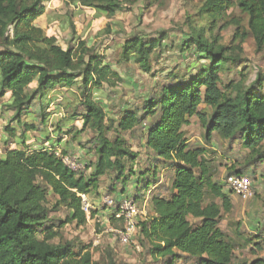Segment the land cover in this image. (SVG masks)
<instances>
[{
	"label": "trees",
	"instance_id": "1",
	"mask_svg": "<svg viewBox=\"0 0 264 264\" xmlns=\"http://www.w3.org/2000/svg\"><path fill=\"white\" fill-rule=\"evenodd\" d=\"M47 1L0 0V98L11 93L6 107L14 113L4 130L15 137V123L23 129L20 138L25 139L26 131L37 129L35 124L22 120L24 114L31 113L34 103L40 105L44 125L58 109H51L54 99L50 93L76 87L77 104H59L68 113L71 108L70 119L82 120L78 133L87 129L94 132L96 160L89 164V174L78 175L48 146L31 154L23 146L0 154V264H100L90 244L54 240L67 223L76 222L79 227L87 223L81 194L97 191L101 177L110 176L114 190L118 183L128 185L135 173L130 163L134 164L138 156L120 131L133 132L145 122L146 147L154 153V173L144 172L146 179L140 190H148L156 181L159 164L174 171L170 194L154 195L153 214L138 221L150 253L158 258L169 257L170 264L180 258L193 264H264V257L235 261V243L219 224L223 212L230 213L234 208V192L216 180L207 148L189 142L184 130L197 116L205 128L208 145L214 144L213 137L218 134L231 149L237 143L248 150L246 166L229 174H244L243 170L252 164L264 162L263 75H256L249 84L245 78L224 84L221 77L230 64L245 62L244 44L250 35L257 52H264V0H200L197 16L206 20V25L197 26L190 19L180 49H195L197 59L207 63L202 62L196 74H172L170 82L161 84L141 107L126 110L119 122L108 117L94 98V92L105 85L116 87L123 82L106 60L105 49L100 46L103 40H95L109 38L112 19L131 0H69L68 4L75 7L96 10V17L103 15L108 22L93 43L79 37L67 48L36 25L46 11ZM235 7L246 15V24L229 13ZM229 26L235 32L231 42L223 44L214 32ZM70 27L75 35L74 22ZM163 38V34L159 38L142 33L128 36L117 62L134 61L150 72L153 55ZM241 72L248 75L243 69ZM202 104L215 105V109L205 113ZM114 129L118 134L111 139L108 134ZM63 130L58 124L59 135ZM238 161L240 164L242 160ZM49 194L56 196L52 206ZM61 207L70 211L68 218H51L50 214ZM96 214L93 210L92 217ZM110 221L122 227V220L113 215ZM108 255L107 264H116L111 251Z\"/></svg>",
	"mask_w": 264,
	"mask_h": 264
},
{
	"label": "rangeland",
	"instance_id": "2",
	"mask_svg": "<svg viewBox=\"0 0 264 264\" xmlns=\"http://www.w3.org/2000/svg\"><path fill=\"white\" fill-rule=\"evenodd\" d=\"M199 7L200 0H131V2L127 3L126 9L113 18L112 32L109 33L110 39L108 38L107 40H105L107 38L105 36L100 37V39H97L96 41L103 40L100 43V46L105 49L106 60L108 63L110 62L115 66H117V60L119 59V56L121 54L120 47L128 36L142 33L146 34V36L150 38H159L162 36V34L165 37L162 40L161 47L158 48L156 50V53L153 55L150 72H145L144 70H142L134 61L118 64L121 68L120 70L124 72H122L123 82H121L117 86L121 88L118 89L117 92H122L121 96L119 97L120 99L125 98L127 96V93H133L135 91V86L145 87V90L148 91L147 95H149L148 98H145V100L150 99V97H152L153 94L158 91L161 84L170 82L172 80V74H178L182 77H184L185 74H196L202 62H205L203 64L207 63L205 59H197L195 49H188L186 51H182V49H180V43L183 40V31H189L188 25L190 19L191 22L197 26L206 25V20H201V18L197 16ZM70 11L72 10L68 8L67 15H63V20L65 21V23L67 21H70ZM229 13L233 17H241L242 19H244V24H246V15L243 14L238 7L230 9ZM87 21L88 17H81L80 24H85ZM98 28V26L94 28L92 27L91 33L93 37L99 33L100 30L96 32ZM68 32H70V29L68 31L63 30V32L58 31V33H60V37H63V35ZM234 32L235 28L233 26H229L222 30H218L216 28L214 34H218L221 43L229 44L233 38ZM244 57V63L239 62L236 64H230L229 69L225 71V73L221 74L224 84L229 83L230 80H240L243 78H245L247 80V84H249L255 79L256 75L258 74H262L264 77V52H257L255 41L252 35L248 37L244 44ZM242 69L248 75L243 76L241 72ZM125 78L128 79L125 80ZM124 85H126V88ZM224 90L227 91L226 88H224ZM115 94L117 95V93L115 92L110 93V95ZM72 95L76 96L77 98V93L73 92ZM139 98L140 99L138 100H140V103L137 104L136 107H138L139 105L142 106V103H144L142 97L139 96ZM76 100L77 99L74 100V104H77ZM122 100L125 101V99ZM8 102V97L0 98V134L5 132L4 128L10 124V119L14 114L13 111L8 110L6 107V104ZM213 108L214 107L212 106H207V112L204 110L205 108L201 106V110L205 113H212L214 111ZM105 109L107 110L108 114H113L112 116H107L113 119H118L116 120L118 122L126 112V110H121L118 107L116 109L109 103H107ZM68 110L69 113H66L67 116L71 115V108H69ZM112 110H114L115 113H112ZM22 120L23 122L29 124H35L37 129L28 130L30 131V135L34 136V138L37 137L38 131L42 129L44 130L46 127L49 128V126L52 127L53 131L56 132L57 126L58 124H60L62 130L64 128H68V130L69 128L73 129V135L70 137L72 141L77 142V144L90 151L93 150L92 138L94 136V132L92 130L87 129L85 132L81 133L80 136H78L79 134L77 133V127L82 126V122L77 124V121H75V123H72V125L63 126L61 119H59L58 121L56 120L54 121V123L42 128L40 105L38 104V101H36L32 106L30 114L26 113L23 115ZM50 120L51 119H49V122H51ZM12 126H15V123H13ZM145 129L146 122L144 123V125L136 128L134 130V133L129 131H120L121 136L127 141V144L131 151L138 156L134 164L130 163L129 168L134 169L135 173L133 174V177H131L126 190L122 193L124 196H127L129 191H134L138 186L143 185V181H145L146 179L144 175L145 171L150 172L152 175L154 173V153L146 147V140L144 139L145 141H143V138L146 136ZM21 130L23 129H21L20 127L19 131ZM184 130L186 131L188 138H191L192 140L189 142H192V144L196 143L197 146H205L207 148V158L209 159L213 169H215V178L217 181L224 183L225 178L227 177V175H229L231 170L246 166L244 164H246V161L248 160V157L246 156L247 151L241 145L236 144L237 146L235 147V149H231L228 144L226 145L227 141H223L222 137L218 134H215L213 137L214 144H207L205 140V128L201 125L200 120L197 116L191 118L190 124L184 126ZM117 134L118 131L114 129L111 130L108 135L111 139H114ZM39 145H41L40 141ZM131 147H133V150ZM212 147H214L215 149H213ZM3 152V140H0L1 155H3ZM150 160L152 165L149 162ZM238 160H242L240 161V164ZM250 168L251 167H248L243 171L245 175L249 176L253 180L252 177L254 176V173L253 169ZM263 169L264 167L262 168V170ZM86 173L89 174L90 171L88 170ZM173 175V170L169 168L165 170V167L159 164L156 178L163 177V181L153 190L151 195L168 196L171 190L170 186ZM109 177H105L106 179L103 180L101 184L102 186L100 185V191L97 189V191H93L90 195H88L89 201L94 207L93 210H95L97 213L95 217L87 219V223L80 227L77 226L76 222L67 223L62 229H59V236L54 240V242L57 243L59 241H68L73 242L76 245L90 244L92 247L91 249L94 252V259L100 264H107V261L109 259V251L112 252L113 259L116 264H170V262H168L169 257L158 258L150 253V244L141 234L140 228L134 235H132L131 241L126 244L120 242L116 235H114L112 229H121V227H116L111 223L110 213L105 214L102 212L105 211L106 208L101 203V200H103L104 197H114L115 195H117L121 190V185L117 184V188L115 191H109L108 187L110 186L111 182H114L110 180ZM149 187H152V182L150 183ZM233 196L235 200L240 201V198L235 193ZM258 196L262 197L261 194H259ZM252 198H255V193ZM49 201L50 206H52L56 201V196L49 194ZM246 203L247 205L248 203L250 204V200ZM241 205L242 202L237 203L236 209L232 213V216L234 218H239V216H241ZM145 211H147L146 214L148 215L151 213L150 208L146 207ZM69 215L70 211L65 207H61L60 209L53 211L50 214V217L65 221ZM228 217H231V215ZM143 219L144 216L141 218V220ZM242 228L243 227L241 225L240 229L242 230ZM253 240L254 239H252V241ZM233 242L235 243V248L237 249L239 243L237 242L236 244L235 240ZM238 254L239 250H237V253L235 252V261L242 260L241 258H239L240 255ZM172 264L193 263L190 260L180 258Z\"/></svg>",
	"mask_w": 264,
	"mask_h": 264
},
{
	"label": "crops",
	"instance_id": "3",
	"mask_svg": "<svg viewBox=\"0 0 264 264\" xmlns=\"http://www.w3.org/2000/svg\"><path fill=\"white\" fill-rule=\"evenodd\" d=\"M68 1L69 0H48L46 3V11L42 16H40L36 20V25L41 27L48 36L56 37L57 44H59L63 48H67L70 44L76 43L79 37H81L83 40H88L93 43V41L95 40V36L94 37L92 36V33H91L92 27L94 28L98 26L99 28L96 30L97 32L98 30H101L106 25V23L108 22V19L104 17L103 15L96 17L97 12L94 9L75 7L74 5L68 4ZM68 8L72 10L69 13L70 21L69 22L67 21L65 23V21L63 20V15H67ZM81 17H88V21L85 24H80ZM71 21L74 22L75 27H76L77 33L75 35L71 31V27H70ZM68 24H69V28H68ZM69 29H70V32L65 33L63 37H60V33H58V31L63 32V30L68 31ZM109 64L122 78L124 72L120 70L121 68L118 65L119 63L117 64L118 67L111 64L110 62ZM126 79L128 78H125V80ZM126 84H127V81H126ZM124 86L126 88V85ZM118 89H121V88L117 86L111 87V86L105 85L103 89L96 90L94 92V98L104 109L107 103H109L116 109L118 107L121 110H128V109L136 108L137 104L140 103L139 102L140 100H138L140 99L139 96H141L144 101H145V98L146 97L148 98L149 96L147 95L148 91L145 90V87L135 86L134 87L135 91L133 93H127V96L125 98L120 99L119 97L121 96L122 92H117ZM73 92L77 93V96H79V93L76 87L58 88V89L53 90L50 93L49 97L54 99V102L50 105V107L51 109H55V107L58 109L50 116L49 119H51L50 120L51 122L47 121L44 125H42V128H44V126L54 123V121L56 120L58 121L59 119H63V123H62L63 126H66V125L68 126V125H72V123H75L74 120L69 118V115L67 116L66 114L67 111L64 108V106L60 105L62 103L63 105H66L67 102H71L77 99L76 96L72 95ZM111 92L112 93L115 92L117 93V95L116 94L110 95ZM6 97L10 99L11 93L10 92L7 93L5 95V98ZM122 99H125V101H123ZM201 106H203L205 108L204 110L208 112V110L206 109L207 107L206 104H202ZM138 107H141V105H139ZM212 107H214L213 109H215V105H213ZM105 111L108 116L113 115V114H108L106 109ZM112 113H115L114 110H112ZM114 120H118V119H114ZM76 121H77V124L82 122L81 119H77ZM14 127L17 128V131H18L15 137H10L5 132L0 134L1 135L0 140H3V146H4V152L2 153L3 155H5L6 152L9 150H12L15 148H21L22 146L25 149L32 147V146H38L40 148H43V146H48L49 148H61L65 154L75 155L79 157L81 161L88 164V170L89 171L92 170V167H90L89 164L94 163L96 160L95 150L93 149L92 151H90L82 147L81 145L77 144V142L72 141L70 137L73 135V132H72L73 129L69 128L68 130V128L66 129L64 128L63 133L59 135V132L53 131L52 127L49 126V128L46 127L44 130L42 129L38 131L36 138L30 135V131H26V133H24L25 139H22L20 138V135H21V131H19L20 127L17 124H15ZM81 127L82 126L77 127V133ZM132 133H134V131ZM78 134H79L78 136L81 135V133H78ZM144 139L146 140V136L143 138V141H145ZM224 140L225 139H223V141ZM39 141L41 145H39ZM189 141H192L191 138L189 139ZM227 144H229L228 141L226 142V145ZM236 144L237 143H233L234 149L237 146ZM13 145L15 148L13 147ZM131 148L133 150V147ZM212 148L215 149L214 147ZM246 151L248 153V150ZM149 162L152 165L151 160ZM250 167H251L250 169H253V173H254V176L252 178H253V189L255 193V198L249 199L250 204L248 203L247 205L246 203L247 201L245 202L241 199L240 201L235 200L233 196L234 194H233L232 201H233L234 208L230 213L223 212L222 220L219 223L221 228L225 231L228 238L232 241L235 240L236 244L237 242L239 243L238 248L234 249V253L235 252L237 253V250H239L238 255H240L239 258H241L242 260H245V259L252 260L255 257H264V214H263L264 212V193H263L264 192V169L262 170V168L264 167V162L252 164ZM167 169L168 167H165V170ZM105 177H108V176L101 177L99 180V187H98L99 191L101 189L100 185L102 184L103 180L106 179ZM162 181H163V177L156 178V181L152 182V187L151 188L149 187L147 191L140 190V187H141L140 185L137 187L136 190L131 191V192L129 191L127 196H124L122 194L123 191L126 190L127 186L123 187L120 184L121 190L118 192L117 195L115 196L113 195V196L118 200H122L125 197L136 198L143 211V216L144 217L146 216L145 218H147L149 217V215L151 216L153 214V207H152V197L153 196L151 194L153 190L160 183H162ZM112 184L113 182H111L110 186L108 187L109 191L114 190V186H112ZM259 194H261L262 197L258 196ZM161 196H164V195H161ZM239 202H242L241 211H240L241 216H239V218H236V217L234 218L232 216V213L236 209L237 203ZM146 207L151 209V213L149 215L146 214L147 212L145 211ZM102 212L105 214L110 213L111 216L113 215V211L108 208H106V210ZM230 215L231 217H228ZM241 225L243 227L242 230L240 229ZM252 239L254 240L252 241Z\"/></svg>",
	"mask_w": 264,
	"mask_h": 264
},
{
	"label": "built area",
	"instance_id": "4",
	"mask_svg": "<svg viewBox=\"0 0 264 264\" xmlns=\"http://www.w3.org/2000/svg\"><path fill=\"white\" fill-rule=\"evenodd\" d=\"M40 149L41 148L38 146H32L27 148L26 152L31 154ZM53 151L70 170L78 175H87L88 164L81 161L79 157L65 154L61 148H54ZM224 183L243 201H248L254 195L253 180L245 174H229L225 178ZM81 197L82 209L87 218L90 219L94 207L90 203L88 195L81 194ZM102 204L105 208L113 211L115 219L122 220L123 222L121 229H112L114 235H116L122 243L126 244L130 242L132 235L139 229V219L143 217V211L137 199L134 197H125L122 200H118L115 197H104Z\"/></svg>",
	"mask_w": 264,
	"mask_h": 264
}]
</instances>
